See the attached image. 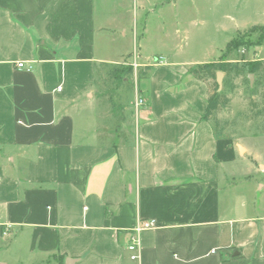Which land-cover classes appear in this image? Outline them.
<instances>
[{
	"label": "crops",
	"instance_id": "obj_1",
	"mask_svg": "<svg viewBox=\"0 0 264 264\" xmlns=\"http://www.w3.org/2000/svg\"><path fill=\"white\" fill-rule=\"evenodd\" d=\"M221 3L0 0V264H264V139L217 138L198 64L144 55ZM125 57L150 70L117 144L93 93Z\"/></svg>",
	"mask_w": 264,
	"mask_h": 264
},
{
	"label": "rangeland",
	"instance_id": "obj_2",
	"mask_svg": "<svg viewBox=\"0 0 264 264\" xmlns=\"http://www.w3.org/2000/svg\"><path fill=\"white\" fill-rule=\"evenodd\" d=\"M209 1L211 4H217L219 1L222 3L215 8V14L211 13L206 16L205 23L184 24L183 28L188 29V35L183 36V38L173 37L169 41L166 40L164 47H160L159 44L164 40H161L158 33L153 30L148 38L144 55L168 48L179 50L181 59L184 62L193 63V65L211 63L218 60L227 43L236 38L239 32L257 25L264 26V0ZM210 9L213 10V7ZM226 15H230L231 18L225 17ZM142 25L144 24L140 23L139 27L141 28ZM151 25L152 27L155 26V24ZM256 56L264 58V48L259 49L258 52L250 50L246 52L244 57L246 60H253ZM139 66L138 61L133 62L129 57H125L114 65L98 70L93 101L97 106L95 113L99 118L100 125H102V131L108 138V142L121 144L122 131L126 130L130 134L134 128L130 116L138 105L135 90L136 83L139 80ZM129 68H133L134 72V75L129 78L130 81L116 82L108 75L114 69L120 74V72ZM235 85V91L229 95L231 99L229 108L219 115L222 121L229 123L226 128L227 134L233 139L248 141H252L256 137L264 139V84L260 88L259 94L254 97L256 106L253 111L249 108L250 93L248 84L243 78H238L235 80ZM250 86H252L251 82ZM252 113L259 114L253 122L249 121L248 118ZM256 144L259 145V149H264V141L258 140Z\"/></svg>",
	"mask_w": 264,
	"mask_h": 264
},
{
	"label": "trees",
	"instance_id": "obj_3",
	"mask_svg": "<svg viewBox=\"0 0 264 264\" xmlns=\"http://www.w3.org/2000/svg\"><path fill=\"white\" fill-rule=\"evenodd\" d=\"M262 47H264V26H253L246 31L239 32L237 37L227 44L217 62L197 65L190 69V74L195 79L208 85L209 93L204 119L212 125L217 138H232L226 130L229 123L222 121L219 115L230 106L229 95L236 89V79L243 78L248 84L250 110L253 111L256 106L254 97L259 94V90L264 84V60H246L244 56L246 52ZM149 70L148 67L140 68L138 79L147 75ZM218 73L224 75L222 90L217 83ZM108 75L114 81L122 83L130 81L129 78L134 75V72L133 68H129L118 74V71L114 69ZM250 75L255 78V83L252 86L249 82ZM258 116L259 114L252 113L248 117L249 121L253 122Z\"/></svg>",
	"mask_w": 264,
	"mask_h": 264
},
{
	"label": "built area",
	"instance_id": "obj_4",
	"mask_svg": "<svg viewBox=\"0 0 264 264\" xmlns=\"http://www.w3.org/2000/svg\"><path fill=\"white\" fill-rule=\"evenodd\" d=\"M19 69H25V64L24 63H19L17 65ZM136 67V66H135ZM138 68V67H137ZM138 107H144L145 106V101L143 99H138L137 101ZM153 226V222L147 221V222H141L136 228H135V234H138L142 232L143 230L150 229ZM138 249V240L137 238L132 239V245L129 247V251L131 253H136ZM133 260L137 259V256L132 257Z\"/></svg>",
	"mask_w": 264,
	"mask_h": 264
},
{
	"label": "water",
	"instance_id": "obj_5",
	"mask_svg": "<svg viewBox=\"0 0 264 264\" xmlns=\"http://www.w3.org/2000/svg\"><path fill=\"white\" fill-rule=\"evenodd\" d=\"M223 78H224V75L222 73H218V75H217V83L219 85L220 90H222V88H223ZM249 79H250L251 85H253L254 76L250 75Z\"/></svg>",
	"mask_w": 264,
	"mask_h": 264
}]
</instances>
